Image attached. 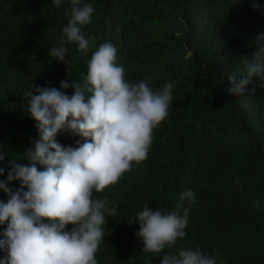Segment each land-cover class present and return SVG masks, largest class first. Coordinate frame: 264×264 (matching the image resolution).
Returning a JSON list of instances; mask_svg holds the SVG:
<instances>
[{"label":"trees","instance_id":"1","mask_svg":"<svg viewBox=\"0 0 264 264\" xmlns=\"http://www.w3.org/2000/svg\"><path fill=\"white\" fill-rule=\"evenodd\" d=\"M81 2L94 8L82 31L96 37V47L84 56L75 43L67 45L66 64L48 53L67 25L70 0L59 8L53 0H0V153L19 159L39 138L26 93L82 79L92 51L111 43L127 82L145 80L154 91L165 83L174 88L148 158L133 162L115 185L93 193L117 209L116 217H106L98 264H161L163 255L181 249L199 250L217 264H264V86L254 77L244 94L227 92L228 76L264 46V0H258L260 11L253 0ZM61 90L73 94L71 88ZM77 140L83 142L71 133L57 136L65 147H76ZM0 167V180H7L8 160ZM19 186L8 184L14 191ZM189 189L196 203L184 204L190 209L186 236L162 253L142 252L139 224L127 221L145 204L164 214L177 211L180 195ZM9 199L0 190V202ZM178 211L183 215V208Z\"/></svg>","mask_w":264,"mask_h":264},{"label":"clouds","instance_id":"2","mask_svg":"<svg viewBox=\"0 0 264 264\" xmlns=\"http://www.w3.org/2000/svg\"><path fill=\"white\" fill-rule=\"evenodd\" d=\"M59 8L62 0H53ZM252 7L261 10L258 0ZM94 8L81 0H70L68 22L62 29L58 46L48 55L66 63L67 45L75 43L87 56L96 47V37L86 38L82 29L91 22ZM116 48L101 43L87 62L82 79L61 81L60 88L36 87L29 91L28 114L35 121L38 139L19 159L0 153V162L8 160L7 180L0 190L9 193L7 203L0 202V264H98L96 253L104 238L106 217H116L107 197L93 199L115 185L126 172L148 158L153 131L166 119L173 99L174 84L165 83L153 90L149 82L130 83L125 70L116 63ZM264 86V46L245 57L242 65L228 76V94L242 95L253 78ZM73 90L71 96L61 89ZM254 90V89H253ZM79 136L76 147L63 146L58 134ZM27 160L28 164H20ZM37 165L44 170H40ZM5 168L0 167V176ZM19 181V189L8 184ZM196 203L191 189L179 197V211L168 214L145 204L128 224H139L137 237L142 252L159 254L186 236L189 206ZM70 226V227H69ZM161 264H217L214 257L199 250L181 249L163 255Z\"/></svg>","mask_w":264,"mask_h":264}]
</instances>
